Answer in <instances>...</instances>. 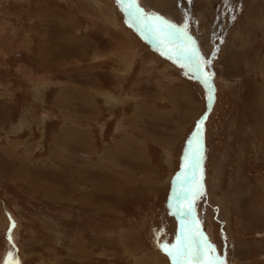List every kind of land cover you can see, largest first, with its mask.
I'll return each mask as SVG.
<instances>
[{
    "label": "rangeland",
    "instance_id": "rangeland-1",
    "mask_svg": "<svg viewBox=\"0 0 264 264\" xmlns=\"http://www.w3.org/2000/svg\"><path fill=\"white\" fill-rule=\"evenodd\" d=\"M135 1L211 62L209 112L118 0H0V264H174L203 117L194 215L226 264H264V0Z\"/></svg>",
    "mask_w": 264,
    "mask_h": 264
},
{
    "label": "snow or ice",
    "instance_id": "snow-or-ice-1",
    "mask_svg": "<svg viewBox=\"0 0 264 264\" xmlns=\"http://www.w3.org/2000/svg\"><path fill=\"white\" fill-rule=\"evenodd\" d=\"M142 32L154 36L160 44L170 52H174L177 61H186L183 67L193 68L195 78L202 79L209 86V100H212L211 79L213 73L204 72V68L211 62L205 60L198 52L186 29L178 28L162 17H149L138 6L135 0H118ZM204 119L197 124L193 138L188 142V153L184 157V168L176 176L178 190L173 196V207L182 217L193 215L195 200L203 194V187L197 180L195 172L199 169L203 159L201 137ZM174 264H226L223 256L217 254L215 246L210 242L195 219L187 224L182 220L180 235L176 243L164 245ZM15 264H19L18 260Z\"/></svg>",
    "mask_w": 264,
    "mask_h": 264
},
{
    "label": "bare ground",
    "instance_id": "bare-ground-1",
    "mask_svg": "<svg viewBox=\"0 0 264 264\" xmlns=\"http://www.w3.org/2000/svg\"><path fill=\"white\" fill-rule=\"evenodd\" d=\"M136 2V1H135ZM137 3V2H136ZM149 40H153V38L152 39H149ZM208 86V85H207ZM209 87V86H208ZM211 87H212V90L215 88V85H214V83H213V81H212V79H211ZM203 144V141L201 140V145ZM203 152V151H202ZM102 195V194H101ZM193 216L195 217V215H194V212H193V215H190V216H185V217H182V219L184 220V222H185V224H187L189 221H191L192 219H193ZM195 219H196V217H195ZM197 220V219H196Z\"/></svg>",
    "mask_w": 264,
    "mask_h": 264
},
{
    "label": "water",
    "instance_id": "water-1",
    "mask_svg": "<svg viewBox=\"0 0 264 264\" xmlns=\"http://www.w3.org/2000/svg\"><path fill=\"white\" fill-rule=\"evenodd\" d=\"M146 34L147 37L149 38H155L154 36L148 34L147 32H144ZM205 72V71H204ZM207 73V72H206ZM208 90H209V87L207 86ZM214 91L215 89L212 90V100H211V103H210V109L208 110V112L212 109L213 107V104H214V101H215V95H214ZM203 119L205 120V117H203ZM202 134H203V131H202ZM203 137V135H202Z\"/></svg>",
    "mask_w": 264,
    "mask_h": 264
},
{
    "label": "crops",
    "instance_id": "crops-1",
    "mask_svg": "<svg viewBox=\"0 0 264 264\" xmlns=\"http://www.w3.org/2000/svg\"><path fill=\"white\" fill-rule=\"evenodd\" d=\"M62 163L64 164V165H68L66 162H64V159L62 158Z\"/></svg>",
    "mask_w": 264,
    "mask_h": 264
}]
</instances>
